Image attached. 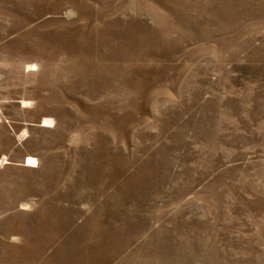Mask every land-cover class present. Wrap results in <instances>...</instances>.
Wrapping results in <instances>:
<instances>
[{
  "label": "rangeland",
  "instance_id": "374dc122",
  "mask_svg": "<svg viewBox=\"0 0 264 264\" xmlns=\"http://www.w3.org/2000/svg\"><path fill=\"white\" fill-rule=\"evenodd\" d=\"M0 264H264V0H0Z\"/></svg>",
  "mask_w": 264,
  "mask_h": 264
}]
</instances>
